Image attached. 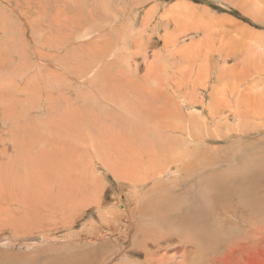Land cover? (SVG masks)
Instances as JSON below:
<instances>
[{
    "label": "rangeland",
    "instance_id": "374dc122",
    "mask_svg": "<svg viewBox=\"0 0 264 264\" xmlns=\"http://www.w3.org/2000/svg\"><path fill=\"white\" fill-rule=\"evenodd\" d=\"M0 240V264H264V0H0Z\"/></svg>",
    "mask_w": 264,
    "mask_h": 264
},
{
    "label": "bare ground",
    "instance_id": "6f19581e",
    "mask_svg": "<svg viewBox=\"0 0 264 264\" xmlns=\"http://www.w3.org/2000/svg\"><path fill=\"white\" fill-rule=\"evenodd\" d=\"M102 94V93H101ZM46 101V100H45ZM166 130H167V128H166ZM40 141V140H39ZM159 151V150H158ZM152 160V159H151ZM152 167H153V169H154V173H152V174H154L153 176H157V178H158V176H159V179L160 178H163L164 176H166L168 173H169V171H171V169L169 170V168H170V165H168V164H166V165H163L162 166V168L160 167V166H157V165H155V164H153L152 165ZM171 168H172V166H171ZM153 169H152V171H153ZM150 171V170H149ZM171 173V172H170ZM150 174V173H149ZM148 175V174H147ZM153 176H151V177H153ZM172 176V175H171ZM156 178V179H157ZM168 178V177H167ZM153 179V178H152ZM234 179V178H233ZM236 179V178H235ZM154 180V179H153ZM237 180H235V182H236ZM220 182V181H219ZM123 183V182H122ZM132 183V182H131ZM241 185V184H240ZM243 185V184H242ZM129 186H130V184H129ZM219 186V185H218ZM217 186V187H218ZM216 187V188H217ZM233 187H234V185H233ZM250 187H252V186H250ZM249 187V188H250ZM247 188V187H246ZM241 189V188H240ZM243 189V188H242ZM248 189V188H247ZM247 189H244V190H246L247 191ZM251 189V188H250ZM250 189H248V190H250ZM228 190V189H227ZM220 191V190H219ZM246 191H242V192H246ZM222 192V191H221ZM228 192V191H227ZM216 193V192H215ZM247 193H249V195H250V192H247ZM135 195V194H134ZM221 195H222V193H221ZM251 196H252V193H251ZM250 196V197H251ZM101 197V196H100ZM237 197V196H236ZM242 196L240 195V196H238V198H241ZM245 197V196H244ZM244 197H242L241 198V201H242V199L244 198ZM248 198V199H251V198ZM216 198V197H215ZM245 200H246V198H244ZM215 200V199H214ZM232 200V199H231ZM143 201V200H142ZM240 201V200H239ZM250 201V200H249ZM248 201V202H249ZM252 201V200H251ZM245 202V201H244ZM244 202H242V203H244ZM247 202V204H249ZM253 202V201H252ZM145 203V202H144ZM213 203H214V201H213ZM246 204V203H245ZM142 205H143V203L140 205V204H138L136 207V209L138 210V207H140L139 208V211H140V209H141V207H142ZM238 206V205H237ZM250 206H251V203H250ZM252 206H253V204H252ZM244 207H246L245 205H244ZM246 221V220H245ZM247 222V221H246ZM253 226H254V224H251V228H253ZM248 230H250V229H248ZM254 230V229H253ZM257 230V229H256ZM249 232V231H248ZM256 232V231H255ZM251 233V232H250ZM253 234H254V232H253ZM3 235H5V234H3ZM11 236V235H10ZM18 236H20V235H18ZM246 236V235H245ZM252 236V235H251ZM253 236H256L255 234L253 235ZM1 237H2V234H1ZM6 237V236H5ZM12 237H14V235L12 236ZM17 237V236H16ZM243 237V236H242ZM3 238V237H2ZM3 239H5V238H3ZM242 240V239H241ZM1 241V240H0ZM12 241H13V239H12ZM214 242H216V241H214ZM245 243V242H244ZM247 243V242H246ZM230 247V246H229ZM214 257H215V255H214ZM213 257V258H214ZM211 259V258H210ZM215 260V259H214ZM216 261V260H215ZM208 264V263H207ZM210 264V263H209Z\"/></svg>",
    "mask_w": 264,
    "mask_h": 264
}]
</instances>
